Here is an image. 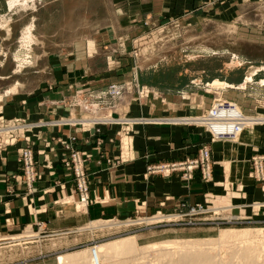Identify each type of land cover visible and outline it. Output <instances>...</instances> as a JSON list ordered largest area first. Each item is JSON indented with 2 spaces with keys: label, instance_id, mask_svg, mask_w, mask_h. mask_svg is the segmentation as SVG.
<instances>
[{
  "label": "rangeland",
  "instance_id": "374dc122",
  "mask_svg": "<svg viewBox=\"0 0 264 264\" xmlns=\"http://www.w3.org/2000/svg\"><path fill=\"white\" fill-rule=\"evenodd\" d=\"M25 1L9 8L8 0H0V76L4 77L0 79V100L3 93L15 90V87L10 85L17 81L23 83V89L27 92L35 87V82L42 75L34 74L32 67L45 64V55L49 52L70 48L73 39H90L97 30H103L104 34L109 30L114 39L110 41L107 38L98 49L112 55L119 67H130L127 71L134 68V71L119 72L120 74L115 75L114 82L106 84L96 92L84 90L96 100L94 111H97L96 107H100L99 112H96L99 117L116 114L122 115L124 119L125 116L131 115L134 117L129 118L141 121L140 119L144 120L142 115L147 112L143 105L150 91L169 97L181 93L190 97L192 92L203 91L205 96L211 99L210 107L205 111L196 115L179 114L169 117L191 118L197 121V117L205 116L219 98L236 103L246 117L264 118V115L256 116L246 112V109H253L250 98H264V83H260V80H264V0H142L143 3L141 0ZM151 1V7L144 8V2ZM28 24H32L30 32L33 39L27 47H21L20 36L23 27ZM91 45L89 43L88 47L94 48ZM16 55L25 59L19 67ZM92 62L95 67H99L101 59H93ZM23 66L26 68L16 74ZM247 71L250 79L246 80L249 82L243 90L248 94L245 96L242 90L236 87L242 82ZM214 79L233 87L216 89L217 87L209 86L208 82ZM110 85L120 89L119 95L110 94ZM2 122L0 119V126H10L18 121L10 124H1ZM187 125H193L195 131L200 134L209 132L205 126L198 123ZM254 125L256 124L246 125L244 128L248 130ZM125 128L131 130L132 124L126 125ZM237 135L232 139L212 140L214 160L222 161L221 166L226 177L222 172V179H213V183L209 185L215 186V192L206 194L204 203H197L202 205L206 212L183 216L189 206L186 211L159 213L157 216L130 222L126 219L100 220L98 224L103 222L104 225L90 227L89 222L79 229L56 236L46 235L47 233L39 235L28 230L10 237L13 239L10 243L15 245L3 246L6 244L0 241V264H15L22 260H29L28 264H55L59 254L77 252L129 235L136 236L137 243L143 245L163 240H204L216 237L223 228H249L253 236L247 240L251 241L252 238L260 241L264 236V201L252 200L247 208L218 207L222 204L228 206L235 201H245V198L237 194V190L246 186L235 183L230 172L228 175V168L224 169L223 166L227 164L223 162H231L241 156L233 152L239 146L240 135ZM8 136L9 133L4 134L3 142L9 140ZM127 140L128 135L122 133L120 141L125 148L129 144ZM222 143L231 147V156L230 152L221 154L218 147ZM257 156L263 159L264 171V154L250 155L248 177L259 184L264 195V180L258 178L254 169L253 157ZM33 160L36 171L34 153ZM230 182L233 185L231 187ZM207 199H215V205ZM79 205L77 200V210H81ZM189 220L195 223L190 225ZM137 221L140 224H135ZM111 222L118 224L112 226ZM133 222L134 224H127ZM169 224L183 228L192 226L198 228V231L194 234L175 235L169 231ZM29 234L30 236H26ZM225 244L228 242L216 247L219 256H227ZM149 256L151 257V254L146 256V261L151 259L150 261L155 262V256L152 255L153 259H149Z\"/></svg>",
  "mask_w": 264,
  "mask_h": 264
},
{
  "label": "crops",
  "instance_id": "0c3cea01",
  "mask_svg": "<svg viewBox=\"0 0 264 264\" xmlns=\"http://www.w3.org/2000/svg\"><path fill=\"white\" fill-rule=\"evenodd\" d=\"M151 5L152 1L144 2V8L149 9ZM106 34L103 30H97L90 39H73L70 48L49 52L45 55V64L32 67L34 74L42 75L35 82V87L27 92L23 89V83L17 81L10 85L15 87L14 91L2 94L1 124H10L15 120L22 123L44 122L39 128H26L21 134L14 133V142H3L4 134H0V241L6 244L3 246L15 245L10 243L13 240L10 237L28 230L39 235L47 233L56 236L96 220L126 219L130 222L159 213L186 211L189 206L204 203L206 194L215 192V186L209 185L213 179H222L223 173L226 177L222 161L214 160L209 133L200 134L193 125L186 126L188 123L162 120L175 118L169 116L196 115L205 111L210 107L211 99L203 91L192 92L190 97L183 93L169 97L150 91L143 105L147 109L142 115L144 120L132 123L131 130L125 128L128 124L118 123L122 115L98 116L96 112H99L100 107L94 111L96 100L84 90L96 92L114 82L119 72L125 73L130 68L119 67L112 55L98 49L107 38L110 41L114 39L109 30ZM89 43L94 48H89ZM93 59H101L99 67H95ZM25 68L23 66L16 74ZM130 70L134 71V68ZM247 73L236 87L245 96L248 95L243 91L249 82L246 81L249 80ZM3 78L0 76V79ZM225 87L233 85L226 83L216 89ZM250 101L253 102V109H246V112L264 115V98H250ZM94 117L106 120H89ZM129 117L134 116L123 118ZM260 123L245 130L244 136L240 135L239 146L233 151L241 155L240 158L223 162L227 163L223 166L224 169L228 168V175L230 172L233 181L246 186L237 190V194L245 201H235L228 206L222 204L219 208H247L252 200L264 201L259 184L248 177L250 155L264 154V122ZM122 133L129 137L126 148L120 141ZM25 145L33 150L36 159L38 178L33 181L31 191H27L22 182L19 162V148ZM70 145L87 155L85 167L89 181V202L81 210L76 208L78 194L70 169L64 164ZM202 145L209 147L211 160L214 161L212 182L203 181L198 173L185 181L179 173L164 176L147 172V167L152 164L193 157ZM218 148L221 154L231 150L227 143H222ZM231 184L230 187L233 186ZM207 200L213 204L215 202V199ZM168 226L175 235L198 231L192 226ZM28 261L22 260L15 264H28Z\"/></svg>",
  "mask_w": 264,
  "mask_h": 264
},
{
  "label": "bare ground",
  "instance_id": "6f19581e",
  "mask_svg": "<svg viewBox=\"0 0 264 264\" xmlns=\"http://www.w3.org/2000/svg\"><path fill=\"white\" fill-rule=\"evenodd\" d=\"M18 2L23 3L26 1L8 0L7 4L10 8ZM31 28H32V24H28L23 27L19 41L21 43V47L22 46L27 47L32 41L33 38L30 32ZM15 57L18 62V67L21 66V64L24 62L25 59L20 58L17 55ZM256 70L258 69H255V71ZM247 79H250V77L247 76ZM260 83H264V80L263 79L260 80ZM225 84H226L225 82L216 79L210 82V85L212 87L213 86L223 87L225 86ZM211 110L212 109H210L209 111L211 112ZM214 112H215L214 115L216 114H224V115L229 114L231 116L234 114L243 115L236 105L233 110L216 109V111ZM211 118L212 117L210 115L209 119ZM243 119H244L243 125L241 126L238 132L237 131L235 132L236 135L239 134L244 136L245 135L244 127L246 125L264 122V118L262 117L250 118L244 116ZM140 120L142 121L143 119ZM162 120L165 122H172V123L201 124L200 120L196 121V119L192 120L191 118H166ZM137 122L140 121L131 118L128 119L121 118L118 121V123H122V124H132ZM215 125H216L214 127L215 131L218 130H227V132L234 131L233 120L229 121V124L225 126L219 124H215ZM123 143L125 144L124 141ZM123 147H125V145ZM99 221L100 220L91 221L90 227L91 226L98 227L104 225L103 222L98 224ZM145 221L149 222L153 220H145ZM96 222L97 224H95ZM117 222L116 223L111 222L112 226L117 225L118 224ZM253 232H255V230ZM251 235H252V230L249 228H243V229L223 228L219 230L218 235L216 237H210L204 240L194 239V238L188 240H182V239L163 240L159 242H148L143 245H139L137 243L136 236L129 235V236L108 240L99 244H95L94 246H91L86 249H81L80 251L77 252L59 254L55 259V264H264V254H263L264 236L260 238L261 239L260 241L253 240L252 238H250L251 241L247 240V238L251 237ZM226 242H228V244H225L226 245L225 253L227 254V256L226 257L219 256V251L217 248L219 245L221 246L222 243H226ZM149 254H151V257L152 255L153 257L155 256L154 257L155 262L154 260L153 262L150 261L151 260L150 256H149L150 260L146 261V256Z\"/></svg>",
  "mask_w": 264,
  "mask_h": 264
},
{
  "label": "built area",
  "instance_id": "2783aa9c",
  "mask_svg": "<svg viewBox=\"0 0 264 264\" xmlns=\"http://www.w3.org/2000/svg\"><path fill=\"white\" fill-rule=\"evenodd\" d=\"M109 89L111 95H119L120 93V89H118L115 85H110ZM234 107V103L217 98L211 108L213 111H209L210 114L208 112L205 116H201L199 118L197 117V120H200L201 125L205 126L209 131L208 133L211 137V140L235 138V132H238L243 125L244 116L241 114H234L232 116L229 114L214 115V111H216V109L233 110ZM212 113L214 116L212 115ZM210 115L212 117L211 119H209ZM89 120H92V122H98V120L106 119L94 117ZM231 120H233L234 123V131L227 132V130H214V127L216 126L215 124L225 126L229 124V121ZM42 125H44V122L40 121L35 123H22L18 121L10 126H0V134L9 133V140L7 142H14L16 140V135L14 133H20L26 128H39ZM86 159L87 155H84L73 145H70L68 157L64 160L65 166L70 169L73 184L78 194V202L80 204L79 206L81 209H84L89 202V181L87 178L85 167ZM262 160L263 159L261 157H253L255 173L257 174L258 178L264 180ZM19 161L22 169V182L25 184L28 190H31V184L36 179L37 175L34 167L33 153L28 146L19 148ZM212 167L213 164L211 161L210 149L208 146L202 145L200 148H198L196 155L193 157H186L183 160H175L166 163L152 164L147 167V172L151 174H161L164 176H169L172 173H179L180 177L185 181L191 180L194 174L198 173L200 175V178L203 181L207 182L212 179ZM202 212H206L205 209H203L202 205L194 204L189 207L187 212L182 213L183 216H195ZM188 223L190 225H193L195 222L189 220Z\"/></svg>",
  "mask_w": 264,
  "mask_h": 264
}]
</instances>
